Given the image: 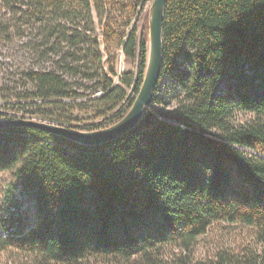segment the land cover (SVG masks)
I'll list each match as a JSON object with an SVG mask.
<instances>
[{
  "label": "trees",
  "instance_id": "16d2710c",
  "mask_svg": "<svg viewBox=\"0 0 264 264\" xmlns=\"http://www.w3.org/2000/svg\"><path fill=\"white\" fill-rule=\"evenodd\" d=\"M144 1L2 0L36 30L28 44L38 59L58 57L1 85L4 106L62 126L71 111L104 119L89 131L119 121L146 68ZM162 31L156 89L172 78V109L156 108L154 95L132 130L98 146L34 127L0 130V173H12L0 250L30 264H164L166 246L188 252L227 223L250 227L260 246L209 264H264V0H167ZM120 56L130 68L118 70Z\"/></svg>",
  "mask_w": 264,
  "mask_h": 264
},
{
  "label": "rangeland",
  "instance_id": "374dc122",
  "mask_svg": "<svg viewBox=\"0 0 264 264\" xmlns=\"http://www.w3.org/2000/svg\"><path fill=\"white\" fill-rule=\"evenodd\" d=\"M152 0H145L143 9L139 14L138 27H142L145 22L148 24V11ZM147 11V16L146 15ZM93 15V31L92 35H97L99 39L102 38L101 25L98 22L96 12L92 9ZM0 19L3 25L8 28L7 37L3 38L0 34V87L8 83L18 82L21 72L29 67L35 69H50L58 57L48 55L49 60H39L38 56L29 48V40L36 37L37 32L33 29L26 18L19 19L10 13V10L5 8L2 0H0ZM80 28L85 30V26L80 22ZM4 28V26H3ZM118 70L123 71L130 68L120 56L118 63ZM173 80L169 76H163L160 83L154 91V95L161 98V103L156 105L160 111H168L175 105L174 101L166 97V91L170 94L174 91ZM224 89V84H219V89L215 91L218 93ZM13 103V100L10 101ZM6 102L1 97L0 93V114L4 115L2 119L13 118L12 113L15 112L5 107ZM123 104V106H125ZM12 116H11V115ZM73 119L66 126L80 131H89V128L94 124H101L104 122L103 118H95L93 113H83L78 111H71L69 113ZM246 117L241 113L237 116L238 120H243ZM37 118V117H33ZM12 182L11 171L0 173V196H2L3 188ZM258 242L254 237L253 230L241 224H227L219 223L211 226L207 232L195 240L190 251L184 252L175 246H166L162 252V261L164 264H209L217 259L220 255L226 259L230 256H239L243 254L246 248L258 249ZM0 250V264H30L31 261L26 256L11 254ZM227 264H233L228 262Z\"/></svg>",
  "mask_w": 264,
  "mask_h": 264
},
{
  "label": "water",
  "instance_id": "95a60500",
  "mask_svg": "<svg viewBox=\"0 0 264 264\" xmlns=\"http://www.w3.org/2000/svg\"><path fill=\"white\" fill-rule=\"evenodd\" d=\"M167 0H152L148 10V49L144 77L140 89L126 114L116 123L94 131H80L56 123L31 119H0V130L34 127L69 141L98 146L113 141L132 130L151 104L162 70L163 20Z\"/></svg>",
  "mask_w": 264,
  "mask_h": 264
},
{
  "label": "built area",
  "instance_id": "2783aa9c",
  "mask_svg": "<svg viewBox=\"0 0 264 264\" xmlns=\"http://www.w3.org/2000/svg\"><path fill=\"white\" fill-rule=\"evenodd\" d=\"M11 115V114H10ZM13 115V116H12ZM12 117L13 118H10V119H20V118H22V117H27V116H25V115H23L22 113H12ZM29 118V117H28Z\"/></svg>",
  "mask_w": 264,
  "mask_h": 264
},
{
  "label": "bare ground",
  "instance_id": "6f19581e",
  "mask_svg": "<svg viewBox=\"0 0 264 264\" xmlns=\"http://www.w3.org/2000/svg\"><path fill=\"white\" fill-rule=\"evenodd\" d=\"M31 119H37V120H39V118H33V117H30Z\"/></svg>",
  "mask_w": 264,
  "mask_h": 264
}]
</instances>
